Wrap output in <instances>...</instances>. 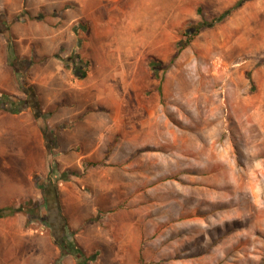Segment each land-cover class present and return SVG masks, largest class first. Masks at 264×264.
<instances>
[{
	"label": "rangeland",
	"instance_id": "374dc122",
	"mask_svg": "<svg viewBox=\"0 0 264 264\" xmlns=\"http://www.w3.org/2000/svg\"><path fill=\"white\" fill-rule=\"evenodd\" d=\"M241 2L0 0L20 18L11 50L0 33V72L12 73L0 94L21 108L0 99V211L42 209L31 225L0 218V264H77L52 240L50 184L66 182L86 220L81 239L63 237L102 264L116 251L126 264H264V0L184 36Z\"/></svg>",
	"mask_w": 264,
	"mask_h": 264
},
{
	"label": "trees",
	"instance_id": "16d2710c",
	"mask_svg": "<svg viewBox=\"0 0 264 264\" xmlns=\"http://www.w3.org/2000/svg\"><path fill=\"white\" fill-rule=\"evenodd\" d=\"M243 2L239 3L234 9L228 11L224 15L214 19L211 22H202L200 24L194 25L185 32L184 36L189 38V43L192 41L194 36L198 35L203 29H211L214 28L216 25L224 22L231 14L232 11L235 9H239L242 7ZM20 18H17L15 22H18ZM0 23H2V27H0V33L7 36V40L10 43L11 42V26L5 21L4 17H0ZM11 48L9 47V50ZM69 62H72V68L74 75L80 79V80H85L87 78V70L86 67L83 65L82 60L78 55H76L74 58L69 59ZM70 65V64H69ZM83 65V66H82ZM151 67L154 70H157L158 65L157 63L152 62ZM0 99L3 103V105L6 106L7 111L13 113V114H19L21 108L19 107V101H15L14 99L4 95L0 94ZM42 131L44 132L45 135V140L47 141V144L49 146V131L46 125L43 122V119H39ZM57 168V163L54 160V156L52 155V149L50 150V160L48 162V179L47 182L49 181L50 183L52 182V177L53 173ZM50 187L54 190L55 194V202L57 207L56 209L54 208V211L51 210V205L50 201L48 200V210H51V213L53 214L54 212V218H53V223L59 225V237L56 234H52V240L53 242L60 248L61 251V256L66 257V256H72L77 264H91L96 261L97 255H92L90 257L87 256L86 252L75 242H70L69 239L65 238L66 237V230H68V223L67 219L62 217L61 211L62 207L59 202L60 198V192L59 189L57 188V185L50 184ZM44 192H45V187H44ZM46 197V196H45ZM47 203V199L45 201ZM50 208V209H49ZM41 207L36 206L34 208H26V207H20L19 209H14V208H9L6 209L5 211L2 210L0 211V218H8V217H13L17 213H24L27 218H28V225H31L32 223L36 221H41L42 217L40 216L41 214ZM44 220V219H43ZM65 236V237H63Z\"/></svg>",
	"mask_w": 264,
	"mask_h": 264
},
{
	"label": "crops",
	"instance_id": "0c3cea01",
	"mask_svg": "<svg viewBox=\"0 0 264 264\" xmlns=\"http://www.w3.org/2000/svg\"><path fill=\"white\" fill-rule=\"evenodd\" d=\"M12 1L13 0H6V3L11 4ZM0 15H5L4 19L8 21L7 22L8 24L10 22H12V21L14 22L15 18H17V17H14L11 20L12 17H9L6 14L5 10L4 11H0ZM11 35H12V29H11ZM12 41L10 42V45H9L10 48L13 47V42ZM2 75H6L5 77H9V76H12V73H11V71H10V69L8 67H4V71L0 72V88L3 87V84L1 83L2 82L1 80H2V77H3ZM74 190L75 189L71 186V183L70 182H66L64 185L62 184V188L60 189V196H61V198L63 200L62 201L63 202L62 206H64V208H66V212L68 213V219H69L68 220V224H69V226H68L67 229H69V227H70V229L73 231V233H75L76 239L79 240V239L82 238V236L85 235L83 231L82 232H79V231L82 228V224H84V221L86 220V218H83V219H80L79 217L75 218V216L72 215L73 210H72L70 204L80 201L79 189H77L76 192ZM137 243L140 244V241H137ZM84 251L86 252V250H84ZM99 253L100 254L97 256L96 261L94 262L96 264H102L103 256H106L104 252L100 251ZM108 259L111 261V264H126L124 256L120 252H117V251L114 253L112 258L108 257ZM54 260H56V259H53L51 262H48V264L53 263ZM138 261H140V257L137 258V262L134 261L131 264H140Z\"/></svg>",
	"mask_w": 264,
	"mask_h": 264
}]
</instances>
